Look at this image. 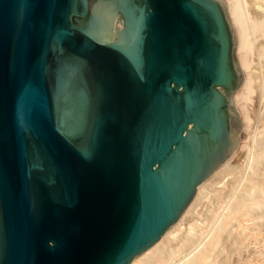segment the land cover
Masks as SVG:
<instances>
[{"label":"water","instance_id":"95a60500","mask_svg":"<svg viewBox=\"0 0 264 264\" xmlns=\"http://www.w3.org/2000/svg\"><path fill=\"white\" fill-rule=\"evenodd\" d=\"M236 45L224 0H0V264L154 243L239 142Z\"/></svg>","mask_w":264,"mask_h":264},{"label":"bare ground","instance_id":"6f19581e","mask_svg":"<svg viewBox=\"0 0 264 264\" xmlns=\"http://www.w3.org/2000/svg\"><path fill=\"white\" fill-rule=\"evenodd\" d=\"M224 2L244 74L233 93L239 142L129 264H264V0Z\"/></svg>","mask_w":264,"mask_h":264},{"label":"rangeland","instance_id":"374dc122","mask_svg":"<svg viewBox=\"0 0 264 264\" xmlns=\"http://www.w3.org/2000/svg\"><path fill=\"white\" fill-rule=\"evenodd\" d=\"M119 23V19L117 18V20H116V24H118Z\"/></svg>","mask_w":264,"mask_h":264}]
</instances>
